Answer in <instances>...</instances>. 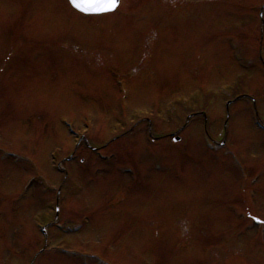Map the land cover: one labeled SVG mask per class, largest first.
<instances>
[{
  "label": "rangeland",
  "instance_id": "374dc122",
  "mask_svg": "<svg viewBox=\"0 0 264 264\" xmlns=\"http://www.w3.org/2000/svg\"><path fill=\"white\" fill-rule=\"evenodd\" d=\"M254 111L264 0H0V264H264Z\"/></svg>",
  "mask_w": 264,
  "mask_h": 264
},
{
  "label": "snow or ice",
  "instance_id": "6c2138e0",
  "mask_svg": "<svg viewBox=\"0 0 264 264\" xmlns=\"http://www.w3.org/2000/svg\"><path fill=\"white\" fill-rule=\"evenodd\" d=\"M70 3L85 13L114 11L119 6V0H70Z\"/></svg>",
  "mask_w": 264,
  "mask_h": 264
},
{
  "label": "water",
  "instance_id": "95a60500",
  "mask_svg": "<svg viewBox=\"0 0 264 264\" xmlns=\"http://www.w3.org/2000/svg\"><path fill=\"white\" fill-rule=\"evenodd\" d=\"M108 12V11H107ZM101 13V12H100Z\"/></svg>",
  "mask_w": 264,
  "mask_h": 264
}]
</instances>
